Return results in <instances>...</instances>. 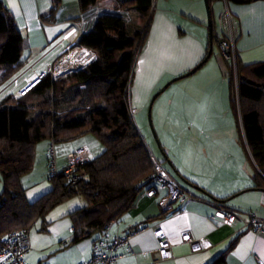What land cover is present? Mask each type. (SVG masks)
I'll return each instance as SVG.
<instances>
[{
    "label": "crops",
    "instance_id": "crops-1",
    "mask_svg": "<svg viewBox=\"0 0 264 264\" xmlns=\"http://www.w3.org/2000/svg\"><path fill=\"white\" fill-rule=\"evenodd\" d=\"M4 1L27 40L23 54L26 69L19 73L20 84L27 83L29 79L26 75L38 73L50 66H53V73L57 77L69 70L75 73L79 70L77 74H80L95 57L94 50L79 44L81 36L94 29L102 13L116 10L123 12L117 6V0H100L87 9L82 8L80 0H60L57 10H54V0ZM194 1L191 4L187 3L188 0H182L181 14L172 11L174 7L167 5L155 8L149 35L139 56L132 98L134 108L143 112L153 93L167 80L173 76H179V80L192 75L178 86V92L172 99V103L173 100L175 102L174 113L178 119L189 123L186 132L189 131L190 135L199 132L208 138L210 134L224 132L231 126V108L216 104L218 94L224 96L231 89V84L228 62L221 46L214 41L213 52L209 53L211 40L203 2ZM226 2L239 22L238 61L245 65L263 62L264 0ZM222 3V7L219 5L221 11L218 18L221 30L219 32L217 29L216 17L212 18L213 37L214 33L218 35L225 30L222 18L225 0ZM176 7L179 8L178 5ZM212 8L211 13L214 11ZM188 16L194 20V25L190 20L185 21ZM66 35L68 38L63 39ZM69 51L71 57L68 56ZM208 53L210 56L207 61L195 72L189 73ZM167 73L169 77H165ZM214 117H220V128L216 123H210ZM47 140L49 142L44 144ZM223 141L211 139L188 142L186 151L194 147L198 152L188 155L193 161L175 166L189 182L190 186L187 184L186 187L194 195L185 203L165 210L161 200L167 194V188L160 189L153 197L141 191L132 208L124 215L125 219L112 221L104 233H95L73 242L75 225L71 213L85 204L83 197L75 196L47 215V230L42 224V230L51 233L52 240L45 241L46 238L40 234L41 229L38 231L39 227L33 230V236L30 227H26L30 232L31 249L25 261L28 264H58L50 260L49 256L56 244L63 246L69 242L76 246L77 258L72 264L90 259L97 252L116 254V264H151V252L159 247L155 230L163 228L174 243L173 255L157 264H264V232L253 226H245V221L253 213L264 218V188L256 187V165L253 162V168H249L251 160L246 151L235 158L225 156L214 160ZM232 143L239 147L234 138ZM81 147L87 148L89 159L99 156L106 148L93 133L68 142L55 143L50 138L38 142L34 168L23 177V184L32 201L53 188L52 173L68 168V155ZM173 177L182 185L185 184ZM2 190L0 180V192ZM222 198H227V201L220 202ZM219 203L225 205L226 212L233 214L232 221L225 222L216 216L221 208ZM186 230L205 242L203 249L193 251L191 244L183 242L182 234ZM118 236L129 237V241L113 249L111 245ZM46 258L48 261H45Z\"/></svg>",
    "mask_w": 264,
    "mask_h": 264
},
{
    "label": "trees",
    "instance_id": "trees-1",
    "mask_svg": "<svg viewBox=\"0 0 264 264\" xmlns=\"http://www.w3.org/2000/svg\"><path fill=\"white\" fill-rule=\"evenodd\" d=\"M80 1L87 9L100 0ZM209 1L212 5L214 0ZM54 4L57 10L60 0ZM154 5L155 0H117L123 12L102 13L94 29L80 38L79 44L95 52L87 68L72 76L73 81L48 73L21 96L11 82L25 68L27 40L5 1L0 0V240L38 219L47 230V215L81 196L85 204L71 213L75 225L72 241L78 242L104 233L136 202L140 182L156 169L151 148L132 115V86ZM134 23L138 29L132 32ZM213 38L222 48L228 36L223 30ZM226 60L233 106L256 165V187L264 188V61L248 65L238 61L237 82L235 62ZM89 133L104 143V152L70 175L66 169L53 172V188L32 201L23 177L34 168L38 142L45 138L68 142Z\"/></svg>",
    "mask_w": 264,
    "mask_h": 264
},
{
    "label": "rangeland",
    "instance_id": "rangeland-1",
    "mask_svg": "<svg viewBox=\"0 0 264 264\" xmlns=\"http://www.w3.org/2000/svg\"><path fill=\"white\" fill-rule=\"evenodd\" d=\"M191 3L195 2L194 0H188ZM178 5L179 8L176 7ZM203 6L205 8V16H206V26L209 29V10L207 8V4L205 0H202ZM226 3V0H225ZM222 0H215L213 1V8L211 5L212 10V18L216 17L217 24H218V31L220 32L221 30V24L219 23V16H220V11L222 7ZM163 5H167L169 7H174L171 8L172 11L180 13L181 14V7L182 5V0H155V5H154V10L156 7H160ZM219 5L221 6L219 8ZM154 13V12H153ZM215 15V16H214ZM191 16H188L185 21H191L193 25L195 24L194 20L190 18ZM224 24V22H223ZM130 29L132 32H135L138 28L136 24L134 23L132 26H130ZM225 29V26H224ZM66 51V50H65ZM68 51V50H67ZM68 56L71 57V51L68 52ZM238 62V60H237ZM26 68H24L25 70ZM28 70V69H27ZM26 70V71H27ZM73 70V69H72ZM235 70V76L237 78L238 82V66H234ZM25 71V72H26ZM71 71V70H69ZM66 72L61 74L59 77L60 78H65L66 76L70 77V81H73L72 76L77 75L75 71L72 72ZM52 72V73H50ZM80 72V71H79ZM34 74H28L26 75V78L29 80L27 81L26 84H20V81L18 80V77L14 78V90L18 92L19 95L23 96L24 90L32 84L41 74H44L42 79L49 73L53 74V66H50L46 70H42L38 73L33 72ZM170 74L167 73L165 77H169ZM184 77L182 79L176 80L173 82L168 88L166 86L173 80L174 78H179V76H173L167 82L164 83V85L159 88L156 92L153 93L149 103L143 110V112H138V109L136 108L137 112L133 113L132 115L135 117L137 116V124L139 129L141 130L143 136L145 137L147 143L149 144L150 148L154 151V154L156 157L164 163V167H167L168 171L172 173L175 177L179 178L181 181H183L185 184V187L187 184L190 186L189 182H187L183 176L179 173L178 169L175 166L181 165L182 162L185 161H193L188 155H196L198 150H195L194 147H190V149H187L188 142H194V141H201V140H206L210 141L211 139H218V140H226L225 142L223 141V144L219 145V148L214 156V160H218L219 158L225 157V156H231L233 158L236 157L237 154H244L246 151L247 157L249 160H251V163L249 162V168L252 169V163L254 162L252 157L250 156L249 149L246 143V140L244 138L243 130H242V123L239 120L234 106L232 102V95L231 89H228V92L223 95H219L216 99V104L220 107H227L229 106L231 108L232 114H233V121H231V126L227 128L224 132H216V134H210L209 131H207V134L209 133L210 136L206 138L203 136L201 133H197V135H190L189 131L186 132V125L189 123L183 122L180 119H178L174 113V108H175V102L172 99L175 97L176 93L178 92V86H181L180 84L182 82H186L190 77ZM19 81V82H18ZM18 82V83H17ZM31 90V89H30ZM28 90V92L30 91ZM25 95V93H24ZM135 107V105H133ZM172 108V109H171ZM133 109V108H132ZM173 110V112H172ZM210 123H216L218 125V128H220V117L218 118H213ZM236 140V143L239 147H236L232 143V139ZM49 142V140L44 141ZM47 147V146H46ZM80 149V148H79ZM53 150V149H52ZM156 158L153 156V161L155 162ZM194 163V162H192ZM227 167L229 166L228 164H225ZM156 166V163H155ZM232 172H234V169H232ZM172 175V176H173ZM187 188V187H186ZM188 189V188H187ZM125 219V216H124ZM123 219V220H124ZM122 220V221H123ZM42 220L38 219L36 220L31 226H30V231H31V236L34 235L33 230L36 227L38 228V231L40 232L41 229V236L45 237V241L52 240V235L49 232H45L42 230ZM71 230V228H69ZM55 246L54 250H52L50 257V260L57 262L58 264H72L77 257L75 250L76 246L72 243L68 244H63ZM57 259V260H56ZM49 260V261H50ZM45 261H48V258L45 259ZM50 263V262H48Z\"/></svg>",
    "mask_w": 264,
    "mask_h": 264
},
{
    "label": "built area",
    "instance_id": "built-area-1",
    "mask_svg": "<svg viewBox=\"0 0 264 264\" xmlns=\"http://www.w3.org/2000/svg\"><path fill=\"white\" fill-rule=\"evenodd\" d=\"M222 18L225 26V32L228 39L222 43V53L225 59H233L237 64V40L240 35V27L237 17L232 13L228 3H225V8L222 13ZM68 35L63 39H67ZM44 74H41L36 80H41ZM31 87V84L24 90L26 94ZM136 113V108L132 109ZM89 161V153L87 148L81 147L68 155L69 166L66 168L67 174H72L73 171L82 163ZM155 172L142 180L139 188L142 192L150 197L158 194L160 189L167 188V194L162 198L161 205L165 210L172 209L176 204H183L193 198V193L184 185L179 183L164 167V164L158 159L155 160ZM220 206V205H219ZM217 217L225 222L233 220V214L226 212V208L222 207L218 210ZM245 226L255 227L256 230L264 232V218L253 213L250 219L245 221ZM159 239V247L151 252V264H157L160 260L167 259L173 255L174 243L171 241L168 233L163 228L155 230ZM183 242L191 244L193 251L201 250L205 246L202 239H196L189 230L182 234ZM129 237H117L111 247L117 248L119 245L127 243ZM31 248L30 232L28 228L19 231L8 233L0 240V264H28L25 261V255ZM132 251L134 249L131 248ZM118 256L114 253L97 252L90 259L84 260L79 264H116Z\"/></svg>",
    "mask_w": 264,
    "mask_h": 264
},
{
    "label": "water",
    "instance_id": "water-1",
    "mask_svg": "<svg viewBox=\"0 0 264 264\" xmlns=\"http://www.w3.org/2000/svg\"><path fill=\"white\" fill-rule=\"evenodd\" d=\"M205 1H206V4H207V8L209 10V32H210V40H211V45H210L209 53L212 54V52H213V43H214V39H213V19H212L210 1L209 0H205ZM202 64H203V62H201L200 64H198L189 73L195 72ZM176 80H177V78H174L171 82H169V84L166 87H168L172 82H174Z\"/></svg>",
    "mask_w": 264,
    "mask_h": 264
},
{
    "label": "clouds",
    "instance_id": "clouds-1",
    "mask_svg": "<svg viewBox=\"0 0 264 264\" xmlns=\"http://www.w3.org/2000/svg\"><path fill=\"white\" fill-rule=\"evenodd\" d=\"M36 81H38L37 83H39V82H40V80H35L34 82H36ZM34 82L31 84V87L29 88V90H30L32 87H34V86L37 84V83H36L35 85H33V84H34Z\"/></svg>",
    "mask_w": 264,
    "mask_h": 264
},
{
    "label": "bare ground",
    "instance_id": "bare-ground-1",
    "mask_svg": "<svg viewBox=\"0 0 264 264\" xmlns=\"http://www.w3.org/2000/svg\"><path fill=\"white\" fill-rule=\"evenodd\" d=\"M39 83H40V82H39ZM37 84H38V83H37ZM37 84H36V85H37ZM32 88H33V87H32ZM32 88H31V89H32Z\"/></svg>",
    "mask_w": 264,
    "mask_h": 264
}]
</instances>
